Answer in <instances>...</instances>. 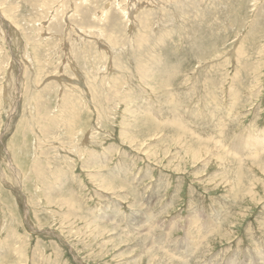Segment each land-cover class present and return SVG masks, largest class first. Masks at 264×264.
I'll return each mask as SVG.
<instances>
[{
	"label": "rangeland",
	"instance_id": "rangeland-1",
	"mask_svg": "<svg viewBox=\"0 0 264 264\" xmlns=\"http://www.w3.org/2000/svg\"><path fill=\"white\" fill-rule=\"evenodd\" d=\"M188 263L264 264V0H0V264Z\"/></svg>",
	"mask_w": 264,
	"mask_h": 264
},
{
	"label": "bare ground",
	"instance_id": "bare-ground-1",
	"mask_svg": "<svg viewBox=\"0 0 264 264\" xmlns=\"http://www.w3.org/2000/svg\"><path fill=\"white\" fill-rule=\"evenodd\" d=\"M181 120V119H180ZM217 146V145H216ZM151 217V216H150ZM150 219V218H149ZM190 219V218H189ZM197 220V219H196ZM201 220V219H200ZM189 221H191L192 222V220H189ZM214 221V220H213ZM193 222H195V221H193ZM196 223V222H195ZM194 223V224H195ZM210 223H212L211 221H209L208 223H207V225H208V227H211V224ZM215 223H216V221H215ZM200 226V225H199ZM202 226V225H201ZM220 226V225H219ZM193 227V226H192ZM202 227H204V226H202ZM216 228H218V227H216ZM207 229V228H206ZM189 230H190V227H189ZM193 230H195V229H193ZM195 231H197L198 233H197V235L195 236L194 235V237L193 238H204V237H206V236H208V234H210V233H213L212 231H214V229L212 230V228H210V230H208L207 229V233L205 232H203V230L202 229H199V227L198 228H196V230ZM218 231V230H217ZM142 234H143V232H142ZM141 234V235H142ZM195 234V233H194ZM217 234V233H216ZM210 237V236H209ZM206 238H208V237H206ZM197 241V240H196ZM171 244V243H170ZM161 251V250H160ZM166 252H168V251H166ZM178 258H180L179 256H178ZM186 260V259H185ZM189 264V263H188Z\"/></svg>",
	"mask_w": 264,
	"mask_h": 264
}]
</instances>
